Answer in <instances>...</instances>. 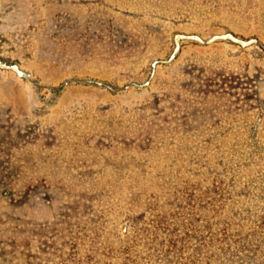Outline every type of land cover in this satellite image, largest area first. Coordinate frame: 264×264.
<instances>
[{
	"label": "rangeland",
	"instance_id": "1",
	"mask_svg": "<svg viewBox=\"0 0 264 264\" xmlns=\"http://www.w3.org/2000/svg\"><path fill=\"white\" fill-rule=\"evenodd\" d=\"M0 264H264V0H0Z\"/></svg>",
	"mask_w": 264,
	"mask_h": 264
}]
</instances>
